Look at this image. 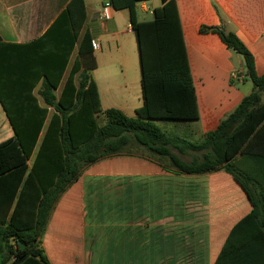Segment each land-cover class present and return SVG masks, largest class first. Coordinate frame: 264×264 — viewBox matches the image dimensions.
<instances>
[{
	"label": "trees",
	"instance_id": "1",
	"mask_svg": "<svg viewBox=\"0 0 264 264\" xmlns=\"http://www.w3.org/2000/svg\"><path fill=\"white\" fill-rule=\"evenodd\" d=\"M138 1L145 0H111L114 9L130 11L137 35L143 105L136 117L119 109H102L92 77L97 66L92 36L81 35L84 0H71L34 42L18 45L0 39V104L14 131L0 143V264H85L84 194L66 193L84 171L124 153L133 142L166 158L182 174L212 173L225 164L230 172L231 159L264 121V103H260L264 75L257 74L254 56L234 32L202 26L200 33L217 34L228 49L243 57L255 91L201 141L160 127L156 121H198L197 93L176 0H162L153 11L154 19L145 22L137 20ZM189 151L204 152L202 160L184 161L181 155ZM117 169L119 176L129 170L131 175H143L136 165ZM65 203L77 209L80 233L68 263H54L43 237ZM209 204L214 223L213 194ZM214 264H230L229 244Z\"/></svg>",
	"mask_w": 264,
	"mask_h": 264
},
{
	"label": "crops",
	"instance_id": "2",
	"mask_svg": "<svg viewBox=\"0 0 264 264\" xmlns=\"http://www.w3.org/2000/svg\"><path fill=\"white\" fill-rule=\"evenodd\" d=\"M151 1L136 3L139 22L152 21L153 11L162 6L159 0V5L150 8ZM70 2L0 0L1 41L21 45L38 40ZM84 2L86 21L81 35L89 32L92 43L97 45L93 54L97 66L92 77L102 109H119L129 117H136V111L143 105L142 72L130 11L114 9L111 0ZM176 3L200 113L198 121L186 122L192 128L185 134L201 141L255 87L249 95H242L241 86L250 81L243 57L228 49L217 34H202L200 28L217 27L234 32L254 56L256 72L262 76L264 0H176ZM149 15L151 19H147ZM76 56L77 52L70 67ZM39 88L40 85L36 94ZM260 103H264V93L260 94ZM0 116L4 120L0 129L5 126L11 138L14 131L1 104ZM203 154L189 151L183 156L192 162L202 160ZM229 164L230 172L225 164L219 171L198 175L182 174L167 165L165 176L138 177L141 181L150 178L151 194H103L109 195L103 201L104 206L106 203L109 206L106 208H100L98 202L93 204L87 194L86 204L83 203L84 263L214 264L227 243L230 264H264V121ZM181 189H185L184 194H176ZM210 194H213L214 223L208 217ZM99 196L102 194L95 195L97 199ZM112 207L115 209L109 210ZM100 210L107 212V220L98 221ZM90 214L93 218L89 220Z\"/></svg>",
	"mask_w": 264,
	"mask_h": 264
},
{
	"label": "rangeland",
	"instance_id": "3",
	"mask_svg": "<svg viewBox=\"0 0 264 264\" xmlns=\"http://www.w3.org/2000/svg\"><path fill=\"white\" fill-rule=\"evenodd\" d=\"M153 5H159V0H152L149 3V7L152 8ZM151 18L152 17L150 15L147 16V19ZM230 85L233 86V82L230 81ZM241 87L242 95H249L253 90V84L250 81L246 82ZM3 121V118L0 116V126L3 125ZM100 123L102 124V119H100ZM156 123L165 131L178 133L180 135H184L189 128H192V125L186 122L156 121ZM8 137L7 129L5 126H3L2 129H0V143L9 139ZM174 152L178 154L176 150H174ZM196 156H198L197 153ZM181 158L186 162L191 161L190 158L183 155H181ZM156 160L162 162L164 166L161 165L162 163L157 164L155 162ZM135 165L139 168H142L140 172L143 175H135L136 173L131 175L132 173H130V170L127 172V175L123 174L122 172L120 176L115 175L119 174L120 172L118 171L119 169H117L118 166L133 168ZM167 165L171 166L170 162L166 158L163 159L157 157L151 154L144 147L133 142L129 147H127L124 153L107 157L99 165L84 171L79 183L75 187H72L66 194H85L83 201L85 204L86 196L88 194L93 204L98 202L100 208H106L109 206L107 203L104 206L103 201L109 195L103 197V194H151L150 191L152 190L153 183L150 181V178L141 181L138 177L165 176L167 171L165 166ZM179 184L180 183H176V186ZM183 190L185 189L176 191V194H184ZM96 194H102V196H99L97 199L95 197ZM113 208L114 207L109 210H112ZM76 210L77 209L75 208L72 209V207L66 203L62 205L57 211V214L55 215L45 236L43 237L45 251L48 254L49 259L54 263L55 260H63L62 263H68L72 253L77 249V247L74 246L76 245V240L80 233L79 229L81 226V221L77 218L79 215L76 214ZM105 213L107 212L104 210L99 211L97 214L99 222L104 221V219L107 220L108 217L105 215ZM205 216L206 215L203 216V220L206 221ZM209 216L210 213L208 217ZM90 218H93L91 214L88 216L89 220ZM69 263L71 262L69 261ZM86 263L96 264L95 262L89 261Z\"/></svg>",
	"mask_w": 264,
	"mask_h": 264
},
{
	"label": "built area",
	"instance_id": "4",
	"mask_svg": "<svg viewBox=\"0 0 264 264\" xmlns=\"http://www.w3.org/2000/svg\"><path fill=\"white\" fill-rule=\"evenodd\" d=\"M94 49L97 48V45L93 44Z\"/></svg>",
	"mask_w": 264,
	"mask_h": 264
}]
</instances>
